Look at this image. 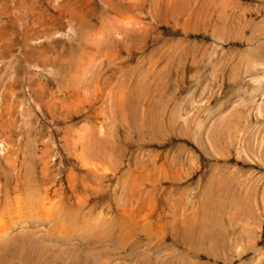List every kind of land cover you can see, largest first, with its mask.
<instances>
[{
    "label": "rangeland",
    "instance_id": "1",
    "mask_svg": "<svg viewBox=\"0 0 264 264\" xmlns=\"http://www.w3.org/2000/svg\"><path fill=\"white\" fill-rule=\"evenodd\" d=\"M4 1L0 264H264V0Z\"/></svg>",
    "mask_w": 264,
    "mask_h": 264
},
{
    "label": "bare ground",
    "instance_id": "2",
    "mask_svg": "<svg viewBox=\"0 0 264 264\" xmlns=\"http://www.w3.org/2000/svg\"><path fill=\"white\" fill-rule=\"evenodd\" d=\"M4 3H5V1L4 0H2ZM25 1V2H24ZM24 1H20V4L18 5V6H20V8L22 9L21 11H23V10H25V9H27V6H28V4H27V0H24ZM22 2V3H21ZM13 3H14V0H13ZM63 6V5H62ZM1 7V6H0ZM11 7H12V9H9L8 11H10V16L12 17V20H11V22L12 23H15L14 25H18V29H20V32H21V38L23 37V38H26V40L28 39V38H30V39H32L31 37H32V35L35 33V32H37V31H41V32H44L46 29H47V22L46 21H49V20H47V18L44 16V14L43 13H39L38 15H35V14H27V16H26V18L27 19H23V21L25 20V25L24 26H22V22L20 21L21 20V18L19 17V15L18 16H13L14 15V13H16V11L14 12V10H16V8L13 6V5H11ZM7 9V8H6ZM50 9L52 10V12H54L55 11V13L57 12V14L55 15L56 17H59V15H60V7L58 6V7H56V6H50ZM7 11V12H8ZM23 13H24V11H23ZM0 14L1 15H3L1 12H0ZM5 14V13H4ZM8 14V13H7ZM49 14V13H48ZM9 15V14H8ZM17 15V14H16ZM25 15V14H24ZM52 14H50L48 17H50L51 19L53 18L52 16H51ZM9 16V17H10ZM7 17V16H6ZM10 17V18H11ZM19 17V18H18ZM25 17V16H24ZM3 18V17H2ZM0 22H1V20H0ZM6 22V21H5ZM2 24L4 23V21H2L1 22ZM13 26V25H12ZM51 26V25H50ZM55 26V25H54ZM36 29V30H35ZM9 31V32H8ZM11 30H5L4 28H1V26H0V53H6V42L8 41V39L10 38L9 36H10V34H13V32L11 31ZM49 31V30H48ZM17 32V31H16ZM19 32V33H20ZM7 33H8V35H7ZM47 33H49V32H47ZM34 36H37V34H35ZM19 37H20V35H19ZM39 37V36H38ZM26 40L24 41V42H26ZM26 44L27 43H24L23 44V46H22V49H23V52H24V50H27L28 49V47H26ZM1 47H4L3 49H1ZM2 51V52H1ZM44 52L45 51H43V50H41V51H38V53H37V57H36V60H39V62L42 64L41 66L42 67H40V70H42V68L45 70V73L46 72H49V74L51 73V62L53 63V61H54V59L56 58V54L53 56H51L50 58V62L48 63V57H47V55L46 54H44ZM44 56H43V55ZM0 58H3V57H1V55H0ZM30 58V57H29ZM5 59V58H4ZM4 59H2V60H4ZM25 59H28L27 57H25ZM58 59H59V56H58ZM27 63V62H26ZM263 68H264V66H263ZM264 78V77H263ZM255 83V82H254ZM248 85H249V82H248ZM38 90H43L42 88H40V89H38ZM0 99H2V96H0ZM42 103V102H41ZM43 104V106L45 107V106H49V105H51V103L50 102H44V103H42ZM8 107V106H7ZM38 107H39V105H38ZM40 108V107H39ZM52 108V107H51ZM68 108V107H67ZM50 109V108H49ZM8 110V109H7ZM6 111V110H5ZM49 114V113H48ZM2 121V120H1ZM6 123V122H5ZM5 123H0V125L3 127L4 126V124ZM5 129V128H4ZM41 152H43V151H41ZM27 158V157H26ZM25 161H26V159H25ZM4 162V161H3ZM27 162V161H26ZM43 161H41V163H42ZM6 164H8V166L9 167H16V166H18L17 165V161L16 162H12V163H8V162H5ZM25 163V162H24ZM47 163V161L45 162V164ZM24 166V165H23ZM44 167V166H43ZM46 167V166H45ZM43 169V168H42ZM17 170V169H16ZM86 170V169H85ZM45 172V171H44ZM88 172V171H87ZM91 174V173H90ZM99 177V176H98ZM70 178V177H69ZM98 179V178H97ZM30 183H32V182H30ZM26 186V185H25ZM31 188V187H30ZM37 188V187H36ZM39 190H37V191H34V190H32L29 194H28V192H27V197L26 198H28V202H30V203H33V202H36L37 200L39 201H41V199H39V198H36V197H38V196H36V194H38V193H35V192H38ZM41 191V190H40ZM39 191V192H40ZM26 196V195H25ZM24 196V197H25ZM40 196V198H41V195H39ZM25 198V199H26ZM22 200V199H21ZM20 201V200H19ZM44 200H42L41 202H43ZM47 201V200H46ZM5 202V201H4ZM7 202V201H6ZM23 202H25L24 200H23ZM22 203V202H21ZM47 203V202H46ZM51 203V202H50ZM27 205H28V203H27ZM31 204H29V206H30ZM36 205H37V203H36ZM38 205H40V203L38 204ZM26 206V205H25ZM33 206V205H32ZM40 207V206H39ZM12 208V207H11ZM22 208H24L23 206H22ZM32 210V209H31ZM58 210H59V208H58ZM69 214V213H68ZM77 214V213H76ZM104 222V221H103ZM117 224V223H116ZM109 226V225H108ZM107 227V226H106ZM4 229V228H3ZM7 229V228H6ZM4 231V230H3ZM0 234H2L1 232H0ZM4 236V235H3Z\"/></svg>",
    "mask_w": 264,
    "mask_h": 264
}]
</instances>
